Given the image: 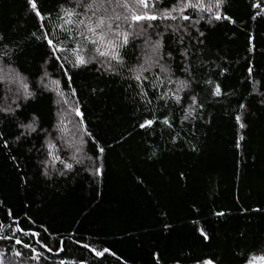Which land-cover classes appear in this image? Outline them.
Masks as SVG:
<instances>
[{"label": "trees", "instance_id": "obj_1", "mask_svg": "<svg viewBox=\"0 0 264 264\" xmlns=\"http://www.w3.org/2000/svg\"><path fill=\"white\" fill-rule=\"evenodd\" d=\"M60 2L41 0L53 10ZM255 2L264 6V0H227L225 11L234 24L202 21L198 27L205 35L200 37L193 30L185 38L193 75L198 77L191 87L203 95L207 87L204 80L211 78L220 83L226 95L209 97L194 126L185 122L176 144L168 142L167 132L156 139L145 137L134 127L142 108L133 104L126 91L128 81L101 76L95 65H90L71 73L77 97H70L68 107L79 99L87 128L105 147L103 176L91 175L92 166L86 159L65 177L53 173L49 180L42 176L38 160L43 156L36 151L44 142L42 136L20 143L9 137L12 151L0 148V202L4 205L0 219L10 207L26 231L40 233L41 242L53 248V252L44 253L46 259L41 264H59L61 258L69 256L85 259L87 264H154L152 254L156 252L161 253V264H195L198 257L239 264L237 253L264 243V87L256 88L254 82L245 80L249 62L255 66L254 73H259L256 79L264 77V19H251L255 10L249 5ZM33 31L36 21L27 13L25 0H0V34L14 46L19 45L17 72L35 82L47 68L51 79H61L69 92L60 70L51 61L45 65L46 49L33 40ZM250 36L254 37L252 52ZM201 40L203 43L197 42ZM138 54L130 46L126 59L134 63ZM182 67L179 59L173 64L181 78ZM4 88L0 84V106ZM56 98L51 92H38L35 99L21 101L25 107L19 118L35 114L40 125L51 131L57 119ZM240 103L246 105L245 109H239ZM237 113L243 114L244 129L235 122ZM201 115L205 119H200ZM78 119L69 116L70 131L65 134L69 143L74 142L71 133ZM0 127L7 130V120ZM176 128L180 130L178 114ZM241 135L245 139L237 149ZM153 140L152 150L157 156L149 159L145 145ZM56 143L63 148V158L73 154V148L61 141ZM193 146L196 151L191 150ZM91 148L89 141L84 148L89 156L93 155ZM255 208L262 211H252ZM217 211L226 215L217 217ZM163 223L172 228L165 232ZM198 227L205 228L209 241L200 237ZM22 238L44 251L35 243L37 238ZM61 240L67 255L57 256ZM82 243L97 250L107 248L109 253L96 258L79 247ZM7 244L0 242V251H6Z\"/></svg>", "mask_w": 264, "mask_h": 264}, {"label": "snow or ice", "instance_id": "obj_2", "mask_svg": "<svg viewBox=\"0 0 264 264\" xmlns=\"http://www.w3.org/2000/svg\"><path fill=\"white\" fill-rule=\"evenodd\" d=\"M25 3L27 13L36 21V31L30 35L46 49L45 65L51 61L52 66L60 70L70 91L64 90L61 79H51L47 68L35 82L17 72L15 65L19 45L14 46L5 35L0 34V84L5 85L4 103L0 106V125L4 124L5 120L8 122L7 130L0 127V148L12 151L9 137L20 143L29 138L40 139L42 136L44 142L36 151L38 155L43 156V159L38 160L40 174L49 180L52 179L53 173L61 177L67 176L77 165H82L85 159L91 163V175L100 177L104 174L105 147L87 128L79 99L76 98L71 107H68L70 97H77L76 89L72 87L73 70L87 69L90 65H95V71L101 76H119L127 80L126 91L130 92L133 104L142 108V115L134 127L139 128L145 137L156 139H160L167 132L170 138L168 142L171 144H176L181 137L185 122L194 126L198 113L203 112L205 101L209 97L219 98L226 95L220 83L211 78L204 80L207 87L203 95L191 87L198 77L193 75L189 44L185 38L190 36L193 30L203 37L205 34L198 27L202 21L209 24H234L235 20L225 11L227 0H62L54 10L42 4L41 0H25ZM249 6L255 10L251 16L253 21L264 19V6L261 2L251 3ZM253 39L254 37H249V52L255 47L251 44ZM137 40L142 43L136 44ZM197 42L203 43L202 40ZM130 46L139 53L134 63L126 59ZM177 59L183 65L180 68L184 74L183 78L173 69ZM254 67L251 62L246 66L245 80L254 82L253 86L256 88L264 87V77L256 79L259 73H254ZM223 74L219 73L221 76ZM92 91L95 93L96 89ZM38 92H51L57 97V119L51 131L40 125L39 117L35 114L24 119L18 116L25 107L21 101L35 99ZM261 99L264 102V93L261 94ZM238 107L243 110L246 105L240 103ZM177 114L180 130L176 128ZM70 115L79 118L73 124V143L65 139L66 132L70 131L67 128V124L71 123ZM242 115H235V122L240 129L246 126ZM199 118L205 119L202 115ZM244 139L243 135L239 136L235 145L237 149L241 147L240 141ZM56 141L73 148V154L63 158V148L58 147ZM89 141L93 152L91 156L84 151ZM154 144L155 140L145 145L149 150V159L157 156V152L152 150ZM191 150L196 151L195 146ZM11 159L15 160L16 157L12 156ZM57 164L62 167L58 168ZM84 170L88 171L87 168ZM21 179L28 183L23 176ZM2 207L4 205L0 202V208ZM252 211L261 212L262 209L255 208ZM214 215L223 217L226 214L217 211ZM171 228V224L163 223L165 232ZM196 230L205 242L209 241L210 237L205 228L198 227ZM39 236V232L26 231L13 210L7 208L4 218L0 219V242H8L7 250L0 251V264H32L33 261L41 264L42 259H46L44 253L53 252V248L41 242ZM22 237L37 238L35 243L44 251H38ZM72 243L78 244L79 241L73 240ZM79 247L93 253L96 258H103L109 253L107 248L97 250L88 243L79 244ZM60 253L67 255L63 240L59 241L55 254L58 256ZM237 255L241 257L239 264H264V243L249 247ZM161 260V253L152 254L154 264H161ZM59 264H87V260L69 256L67 259L61 258ZM195 264L223 262L215 257H198Z\"/></svg>", "mask_w": 264, "mask_h": 264}, {"label": "rangeland", "instance_id": "obj_3", "mask_svg": "<svg viewBox=\"0 0 264 264\" xmlns=\"http://www.w3.org/2000/svg\"><path fill=\"white\" fill-rule=\"evenodd\" d=\"M0 76H2V73H0ZM57 99V98H56Z\"/></svg>", "mask_w": 264, "mask_h": 264}]
</instances>
